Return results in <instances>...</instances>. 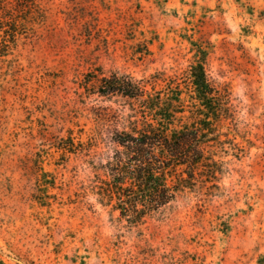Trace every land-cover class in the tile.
Wrapping results in <instances>:
<instances>
[{"label": "rangeland", "instance_id": "1", "mask_svg": "<svg viewBox=\"0 0 264 264\" xmlns=\"http://www.w3.org/2000/svg\"><path fill=\"white\" fill-rule=\"evenodd\" d=\"M197 61L226 103L218 164L132 226L83 193L90 167L62 147L139 103L83 85L176 82L191 105ZM0 264H264V0H0Z\"/></svg>", "mask_w": 264, "mask_h": 264}, {"label": "trees", "instance_id": "2", "mask_svg": "<svg viewBox=\"0 0 264 264\" xmlns=\"http://www.w3.org/2000/svg\"><path fill=\"white\" fill-rule=\"evenodd\" d=\"M189 78L191 105L178 83L161 77L155 83L166 81L165 85L156 89L153 84L152 90L117 72L101 77L89 73L83 85L88 94L106 99L120 95L139 103L127 116L97 115L98 125L86 141L76 142L69 135L62 147L84 157L90 167L83 193L118 211L132 226L145 224L181 191L195 186L201 167L218 164L208 148L215 126H221L226 115L224 95L210 82L201 61L191 66ZM111 120L115 126L106 128Z\"/></svg>", "mask_w": 264, "mask_h": 264}]
</instances>
